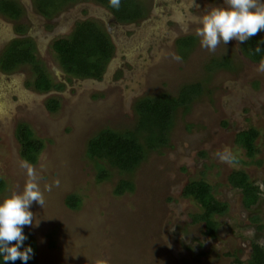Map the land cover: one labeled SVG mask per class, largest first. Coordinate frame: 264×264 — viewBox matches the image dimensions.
Wrapping results in <instances>:
<instances>
[{
	"label": "rangeland",
	"instance_id": "374dc122",
	"mask_svg": "<svg viewBox=\"0 0 264 264\" xmlns=\"http://www.w3.org/2000/svg\"><path fill=\"white\" fill-rule=\"evenodd\" d=\"M17 1L36 57L51 81L62 83L60 89L38 92L28 85L27 66L0 71V198L22 190L27 179L13 135L16 123H27L43 140L36 162L27 163L45 199L43 208L32 203L34 224L23 228L25 246L28 239L33 244L31 263L246 264L252 243L264 248V144L258 136L249 161L233 142L239 130L264 129V72L258 70L264 61L242 56L236 40L221 42L215 52L201 47L192 20L223 0H142L145 17L128 24L107 20L109 12L89 1L67 4L49 21L32 7L37 0ZM85 17L98 20L113 44L99 79L67 77L50 48L54 38L69 33L73 20ZM11 23L0 15V49L12 35ZM186 35L195 40L183 56L174 40ZM253 37L263 41L264 31ZM213 60H227V66L209 65ZM197 81L202 93L186 111L176 110L167 145L148 151L132 171L108 168L107 177L98 179L94 161L85 155L90 137L104 128L135 133L136 100L158 92L174 95L181 84ZM49 97L58 101L54 112L45 107ZM136 137L144 141L140 131ZM225 147L233 163L217 155ZM233 169L245 171L258 188L259 200L250 210L226 181ZM199 178L228 205L216 217L213 238L205 235L202 221L192 220L198 204L181 196L183 185ZM123 179L132 188L115 194ZM70 195L78 198L72 206L66 204ZM0 264H6L2 257Z\"/></svg>",
	"mask_w": 264,
	"mask_h": 264
},
{
	"label": "trees",
	"instance_id": "16d2710c",
	"mask_svg": "<svg viewBox=\"0 0 264 264\" xmlns=\"http://www.w3.org/2000/svg\"><path fill=\"white\" fill-rule=\"evenodd\" d=\"M79 1H89L106 9L118 23H131L143 19L147 13L142 0H120L119 8L111 6L109 0H37L35 10L48 19L57 14L67 4ZM0 13L10 20L17 21L23 14V8L17 0H0ZM25 25L16 22L14 31L22 35ZM194 36L186 35L174 40L180 55H185L194 44ZM264 41V40H263ZM259 44L260 53H255L254 47ZM50 48L58 62L61 71L67 77L99 79L105 66L113 54V44L104 26L95 18L77 20L66 36L57 37L50 43ZM242 56L251 62L264 61V43L256 37L239 44ZM34 43L28 37H14L6 43L0 51V71L9 73L19 67L27 66L31 81V88L38 92L60 89L62 83L54 84L47 75L44 65L34 54ZM211 66L225 68L227 60L211 61ZM203 90L200 82L181 84L174 95L158 92L153 96L140 98L134 102V109L138 114L135 133L130 131H116L104 128L90 137L86 142L85 155L94 161L98 179L108 175V168L119 172H129L135 169L145 158L148 151L157 150L168 143V131L171 127L174 113L177 109L186 111L189 103ZM45 107L54 112L58 101L54 97L46 99ZM141 132L144 141H139L137 132ZM14 138L18 145V156L28 164H34L43 147V140L34 136L25 122H18L14 126ZM259 136V137H258ZM260 138L264 144V129L247 127L235 132L233 142L244 151L245 157L252 161L257 153L255 140ZM259 163L258 160H254ZM253 161V162H254ZM226 181L232 188L240 192V201L244 209L250 210L260 197L258 188L241 169L231 170ZM1 185V184H0ZM132 183L120 180L114 187V193L129 191ZM181 196L190 198L199 206V212L192 215L193 221H202L205 235L214 237L219 226L217 216L223 215L228 205L214 197L211 185L204 179H189L181 189ZM78 198L70 195L66 198L69 206L77 203ZM255 221V218H251ZM29 246H33L28 239ZM235 261L238 260L235 258ZM16 264H24L19 260ZM27 264H32L28 260ZM246 264H264V248L252 243Z\"/></svg>",
	"mask_w": 264,
	"mask_h": 264
},
{
	"label": "clouds",
	"instance_id": "9594fccd",
	"mask_svg": "<svg viewBox=\"0 0 264 264\" xmlns=\"http://www.w3.org/2000/svg\"><path fill=\"white\" fill-rule=\"evenodd\" d=\"M109 2L114 8L120 6V0ZM192 20L197 25L195 34L200 38L201 47L215 52L221 42L226 45L236 40L242 44L264 31V0H223L222 4L210 6L200 15L193 16ZM254 51H262L259 44L254 47ZM258 70L264 72V62ZM217 155L223 162H234L231 150L227 147ZM20 166L27 175L22 190H10L0 198V257L6 264L9 261L14 264L17 260L27 264L32 258L33 249L24 244L27 236L23 228L34 224V213L30 211L32 203L36 202L43 208L45 202L35 169L26 162Z\"/></svg>",
	"mask_w": 264,
	"mask_h": 264
},
{
	"label": "flooded vegetation",
	"instance_id": "af4514ba",
	"mask_svg": "<svg viewBox=\"0 0 264 264\" xmlns=\"http://www.w3.org/2000/svg\"><path fill=\"white\" fill-rule=\"evenodd\" d=\"M19 2V1H18ZM85 2H87V1H85ZM20 4V3H19ZM21 5V4H20ZM22 7V6H21ZM33 8H34V10H35V5H33L32 6ZM23 10H24V8H23ZM36 11V10H35ZM36 13L37 14H39L37 11H36ZM0 15L1 16H3L4 18H6V19H8L7 17H5L4 15H2L1 13H0ZM22 15H24V12H23V14ZM40 15V14H39ZM41 16V15H40ZM41 17H43V16H41ZM53 17V16H52ZM51 17V18H52ZM21 18V16L17 19V21H13V20H10V19H8L9 21H11L12 23V31H11V33H12V35L7 39V41L2 45V47H1V49H0V51L3 49V47L6 45V43H8V41L10 40V39H12V38H14V37H18V36H20V37H28V38H30L32 41H33V43H34V40L32 39V37L30 36V35H28V34H26L27 33V31H28V28L26 27V25H25V32L22 34V35H19V34H17V32H15L14 31V25H15V23L16 22H18V23H21V24H23L21 21H19V19ZM51 18H48V19H46V20H51ZM87 17H85V18H82V19H86ZM89 18H92V17H89ZM82 19H77V20H82ZM107 20H110L111 21V19L109 18V17H107L106 18ZM77 20H73L72 21V24H71V28H72V26L74 25V23L77 21ZM114 22H116V21H114ZM131 23H135V22H131ZM120 24H123V23H120ZM125 24H128V23H125ZM24 25V24H23ZM71 28H70V30H71ZM66 36V35H65ZM55 39V38H54ZM53 39V40H54ZM52 40V41H53ZM51 41V42H52ZM34 51H35V43H34ZM34 54H35V56H36V53L34 52ZM2 72V71H1Z\"/></svg>",
	"mask_w": 264,
	"mask_h": 264
},
{
	"label": "water",
	"instance_id": "95a60500",
	"mask_svg": "<svg viewBox=\"0 0 264 264\" xmlns=\"http://www.w3.org/2000/svg\"><path fill=\"white\" fill-rule=\"evenodd\" d=\"M108 15H109V18L114 22L115 20H114L113 16L110 13Z\"/></svg>",
	"mask_w": 264,
	"mask_h": 264
}]
</instances>
